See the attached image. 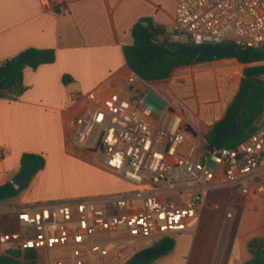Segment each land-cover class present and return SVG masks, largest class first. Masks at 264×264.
<instances>
[{
    "label": "crops",
    "instance_id": "1",
    "mask_svg": "<svg viewBox=\"0 0 264 264\" xmlns=\"http://www.w3.org/2000/svg\"><path fill=\"white\" fill-rule=\"evenodd\" d=\"M59 2L56 7L49 0H0V65L29 48L56 53L55 63L24 71L26 91L18 100L0 99V186L18 177L24 154L46 160L26 189L0 203V234L21 230L16 209L99 199L135 188L105 167L102 153L73 145L74 121L86 106L77 95L127 87L134 73L123 50L133 44L131 31L140 19L152 18L166 29L167 39L176 41L178 0ZM246 67L221 60L178 68L169 79L148 83L165 102V113L179 117L190 135L208 145L206 138L224 118ZM170 237L175 247L167 256L177 240L202 238L195 264H245L251 260L249 242L264 238V197L248 201L228 189L211 190L197 221Z\"/></svg>",
    "mask_w": 264,
    "mask_h": 264
},
{
    "label": "built area",
    "instance_id": "2",
    "mask_svg": "<svg viewBox=\"0 0 264 264\" xmlns=\"http://www.w3.org/2000/svg\"><path fill=\"white\" fill-rule=\"evenodd\" d=\"M182 35L196 46L264 47V0H178L176 41ZM150 95L157 96L136 74L124 89L77 95L86 106L74 121L73 145L102 153L105 167L135 191L16 209L21 230L0 234V255L18 249L36 252L44 264H107L117 242L124 250L115 257L130 250L129 261L151 239L186 232L211 190L228 189L248 201L264 197V128L237 148L208 150L179 117L165 109L158 115ZM102 235L107 238L96 239Z\"/></svg>",
    "mask_w": 264,
    "mask_h": 264
},
{
    "label": "trees",
    "instance_id": "3",
    "mask_svg": "<svg viewBox=\"0 0 264 264\" xmlns=\"http://www.w3.org/2000/svg\"><path fill=\"white\" fill-rule=\"evenodd\" d=\"M133 44L124 48L129 68L145 82L169 79L182 67L195 66L221 60H236L246 65L239 90L227 107L224 118L216 124L206 138L207 149H234L264 128V47L241 49L234 44L200 45L171 41L165 37L166 29L157 26L152 18L140 19L132 28ZM52 49L29 48L0 65V99L18 100L26 91L23 77L29 68L37 70L55 63ZM64 82L68 77H64ZM42 155L26 153L21 158L18 177L26 189L34 177L45 168ZM17 196L8 183L0 186V203ZM175 241L165 237L135 257L152 264L173 251ZM251 260L245 264H264V238H255L248 244ZM0 264H39L34 251L14 249L0 255Z\"/></svg>",
    "mask_w": 264,
    "mask_h": 264
},
{
    "label": "rangeland",
    "instance_id": "4",
    "mask_svg": "<svg viewBox=\"0 0 264 264\" xmlns=\"http://www.w3.org/2000/svg\"><path fill=\"white\" fill-rule=\"evenodd\" d=\"M181 41L183 43H188V39L185 35L181 36ZM97 134V128L94 129L92 136L89 140V145L92 144L93 139L95 137V135ZM210 154L208 153V151L204 152V158H209ZM208 168L212 171V172H216L218 170V166L209 162L207 163ZM136 188L132 189L131 191H135ZM223 193V192H220ZM207 213H209V210H207ZM225 214V211H224ZM210 229V227L208 226L206 229L203 228V233H205L206 231H208ZM123 236V234H116L115 237H121ZM107 236L102 235V236H98L96 237V239H106ZM160 241V238H154L151 239L150 244L151 246H153L154 244H156L157 242ZM204 243V241H202V238H196L194 241L191 239L190 241H176V249L174 251V253L172 255H169L165 258H161L157 261H155L152 264H195L196 263V257L197 254L200 252L199 248L201 247V245ZM117 249L115 251H113L108 260H107V264H120V262L129 255L130 250H125L119 257H115L116 254H119L120 252H122L124 249L123 248H119V243L115 242ZM39 264H44V260L41 257L39 260ZM126 264V263H125ZM141 264H145L144 262Z\"/></svg>",
    "mask_w": 264,
    "mask_h": 264
},
{
    "label": "water",
    "instance_id": "5",
    "mask_svg": "<svg viewBox=\"0 0 264 264\" xmlns=\"http://www.w3.org/2000/svg\"><path fill=\"white\" fill-rule=\"evenodd\" d=\"M147 102L151 105H153L155 108L153 109L158 115L161 114L162 111H164L165 102L162 101L160 98L156 97L155 95H150V98L147 99ZM149 106V105H148ZM10 184L14 187L17 194H20L26 183L21 181L19 177H16L10 181ZM144 260L141 258H133L126 262V264H141Z\"/></svg>",
    "mask_w": 264,
    "mask_h": 264
}]
</instances>
